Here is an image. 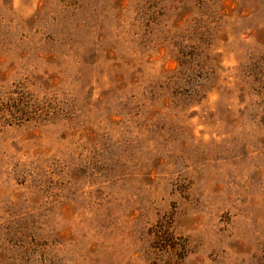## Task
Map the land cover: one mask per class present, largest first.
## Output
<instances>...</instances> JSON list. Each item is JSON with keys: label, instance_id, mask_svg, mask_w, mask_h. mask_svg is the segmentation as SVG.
Returning a JSON list of instances; mask_svg holds the SVG:
<instances>
[{"label": "rangeland", "instance_id": "374dc122", "mask_svg": "<svg viewBox=\"0 0 264 264\" xmlns=\"http://www.w3.org/2000/svg\"><path fill=\"white\" fill-rule=\"evenodd\" d=\"M0 264H264V0H0Z\"/></svg>", "mask_w": 264, "mask_h": 264}]
</instances>
